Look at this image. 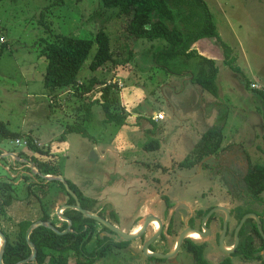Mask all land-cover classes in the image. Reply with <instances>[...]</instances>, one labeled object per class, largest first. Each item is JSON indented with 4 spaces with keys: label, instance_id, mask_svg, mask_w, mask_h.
<instances>
[{
    "label": "rangeland",
    "instance_id": "374dc122",
    "mask_svg": "<svg viewBox=\"0 0 264 264\" xmlns=\"http://www.w3.org/2000/svg\"><path fill=\"white\" fill-rule=\"evenodd\" d=\"M207 1L222 40L233 48V65L239 67V71H236L227 65L224 50L216 38L204 37L192 44L200 53L215 60L219 69V96L205 90L190 75V64L195 58L182 56L173 62L160 63L169 66L171 72L154 62L153 53L162 49L166 42L137 39L129 33L120 7L106 6L102 0H0V120L6 122L10 130L19 132L22 139L21 143H17L16 138L0 134V169L5 171L8 168L5 174L0 170V174L4 175L2 179L12 177L20 196L31 192L28 184L33 185L32 191L40 192L39 184L43 179L36 161L32 159L35 157L37 161L55 166L69 184L79 189L85 200L88 198V201H92V208L129 232L136 224L137 217L145 214L146 200L155 192L152 187L154 181L149 178L151 173H143L136 161L131 162L140 160L153 165L158 162L157 159L164 160L166 154L163 147L146 150V144L157 139L160 147L174 145L171 140L181 134L183 126H178L180 122L174 124L165 135L156 128L146 135L137 133V148L126 150L120 163H109L103 158L96 160L91 156L92 152L99 153L101 142L110 139L103 122L104 109L97 101L106 83H113L112 94L118 97L116 108L125 116L161 108L166 114H174V108L179 116H186L194 112L190 106L196 102L197 106L204 107L206 113L223 114L226 111L228 116L223 128L222 145L242 144L253 161L252 165H264V112L260 110L263 102L253 90H264V0ZM99 28H104L110 35L114 59L92 71L89 65L98 47L94 42L89 57L79 71L76 86L50 93L44 84L47 59L42 50L48 44L58 42L61 35L93 39ZM92 78H97L98 82L91 93H84L83 88L89 85ZM125 84L142 91L139 97H143H138L132 105L128 100L127 106L121 93ZM133 87H130L131 91ZM168 93H171L170 96ZM191 93H196L195 101ZM174 99H178L177 104L184 101L183 112L175 107ZM169 100L172 104L167 107ZM197 119L194 117L187 123H196ZM204 125L203 120L199 127ZM69 126L80 127L87 135L77 130L68 132ZM201 133L197 132L196 139ZM63 135L65 139L67 137L65 144L61 143ZM23 138L27 143L23 142ZM31 141L48 151L32 150L29 145ZM54 144L56 147L52 151ZM186 145H178L179 153L184 156L192 149L191 142ZM4 151L16 154L18 159L8 161L5 156L9 155H3ZM156 169L153 170L158 173ZM177 172L183 176L192 173L189 170ZM197 180L200 186L196 189L190 185L187 189L182 188L180 194L177 191L172 194L165 192V198L169 201L172 196L177 201L178 198L191 201L193 195L199 197L207 184L201 175L194 176L191 181ZM58 184L52 180L47 185L48 190L40 194L47 195L50 190L55 193ZM64 192L68 197L71 194L68 190ZM53 197L58 198L54 194L50 197L51 202L55 201ZM44 199L48 204V199ZM155 206L162 208V204ZM7 225L12 229L17 227V223L13 222ZM100 230L102 225L96 222L93 238L86 247V258L96 247L95 236ZM111 236L115 241L122 240L115 233ZM141 245L140 240H128L124 247L113 246L104 258L93 264H155L148 262V255H143ZM163 247V242L156 243L157 249ZM70 256L72 263H75L77 256L73 251H70ZM206 257L217 264L216 260ZM157 264L198 262L193 254L182 249L174 261H159Z\"/></svg>",
    "mask_w": 264,
    "mask_h": 264
},
{
    "label": "trees",
    "instance_id": "16d2710c",
    "mask_svg": "<svg viewBox=\"0 0 264 264\" xmlns=\"http://www.w3.org/2000/svg\"><path fill=\"white\" fill-rule=\"evenodd\" d=\"M106 6L120 7V13L125 17V27L128 32L136 36L137 39L143 38L150 41L164 40L166 44L162 49L153 53L154 62L159 66L171 72V68L166 62L176 61L184 56L187 59L195 58L190 66V75L199 83L205 90H208L215 96H219L220 87L217 82L218 66L215 60L200 53L197 48L192 47V44L204 37L216 38L224 50L225 62L232 69L239 71V67L233 65L235 56L232 55L233 48L222 40L217 23L214 19L212 9L207 0H102ZM94 42H97L98 47L94 54L89 68L95 71L98 67L106 62L114 59V51L111 46V38L109 33L104 28H99L93 39L79 38L70 35H61L58 42L50 43L42 50V54L47 59L46 71L44 76V84L50 93H57L66 87L76 86L79 71L85 60L89 57ZM190 72V71H187ZM175 73V72H172ZM182 73V72H180ZM98 82L97 78H92L87 87H84V93H91ZM113 83H106L102 87V94L97 99L102 104L105 112L106 122H115L122 125L126 116L125 113H120L116 104L118 97L112 94ZM260 96L263 107L260 108L264 112V90L253 89ZM114 93V92H113ZM227 112L219 118L218 122L210 126L201 134V137L188 154L195 156L197 159L204 156L216 153L222 146L224 134L223 128L226 124ZM69 128V129H68ZM68 132L77 130L84 135L87 132L80 128L69 126ZM0 134L7 138L20 137L19 132L12 131L8 128L6 122L0 120ZM65 135L62 136L64 139ZM31 149L38 152L48 151L42 146H37L30 142ZM149 147L159 148L157 139H153L146 144ZM36 161L38 168L44 174H61L55 169V166H50L43 161ZM188 160V161H186ZM195 162H190L189 158L185 159L183 165H193ZM252 171H264V165L258 164L251 168ZM0 176V231L7 238L6 248L3 254V259L6 264H16L31 253V247L28 243L26 232L28 227L33 223L32 219H22L17 222V227L12 229L3 225L5 222H12V218L8 215V207L13 204L16 199H20L17 193V186L12 181V177L7 176L2 179ZM43 182L42 191L47 189V185L51 181H47L42 176ZM59 182L63 190H66L64 183ZM71 187L81 199L82 206L87 209H92V201L82 196L72 183ZM33 185L28 184L30 193L22 197V199L31 195ZM41 202L43 215L41 219L49 220L50 214L46 208L44 195L35 192ZM68 203H76L75 198L69 194ZM64 214L72 219L73 231L67 233H57L52 228L39 225L30 233L31 240L37 247V256L35 261L25 264H93L111 250L113 246L124 247L127 240L115 241L111 238L110 233H115L105 225H102V230L96 233V247L91 256L86 258V247L92 240L93 232L95 231L96 220L86 217L82 212L67 208ZM101 216L102 213L99 212ZM55 224V222H52ZM68 225L67 221H63L62 225L57 226L59 230H64ZM104 231H106L104 233ZM104 233V235L102 234ZM117 234V233H115ZM118 235V234H117ZM119 236V235H118ZM193 244V252L195 260L198 264H214L204 255V251ZM70 251H73L77 256V261L72 263ZM1 264V263H0Z\"/></svg>",
    "mask_w": 264,
    "mask_h": 264
},
{
    "label": "flooded vegetation",
    "instance_id": "af4514ba",
    "mask_svg": "<svg viewBox=\"0 0 264 264\" xmlns=\"http://www.w3.org/2000/svg\"><path fill=\"white\" fill-rule=\"evenodd\" d=\"M187 158L195 163L183 165ZM252 162L247 150H244V145L233 144L222 145L216 153L199 159L185 155L184 158L170 163L168 170L162 163H154L158 169L157 176L168 174L173 179L180 178V181L183 175L177 171L189 170L192 173L183 176V179L191 182L192 177L201 175L205 177L207 186L202 189L199 197L193 195L191 201L185 204L178 205V201L172 196L168 201L163 194L162 201L154 203L152 210L137 217L138 225L149 214L162 221L158 227L151 218L146 229L136 238L141 241V252L145 256L148 255L144 252L145 243L159 229V235L148 244L150 252L171 253L178 237L189 230V227L202 233H187L173 256L160 258L148 255V262H172L182 249L188 250L194 256L192 248L196 244L204 251V255L216 260L217 264H264V171H252ZM141 164L145 169L156 168L145 161ZM159 204H162V208L155 206ZM244 218L246 219L241 225ZM111 238L115 239L112 236ZM159 242H163V249L156 248V243Z\"/></svg>",
    "mask_w": 264,
    "mask_h": 264
},
{
    "label": "crops",
    "instance_id": "0c3cea01",
    "mask_svg": "<svg viewBox=\"0 0 264 264\" xmlns=\"http://www.w3.org/2000/svg\"><path fill=\"white\" fill-rule=\"evenodd\" d=\"M171 83H174V82L172 81ZM165 84H168V83H165ZM130 87H133V86H127V84H125L123 86V90L121 92L123 94V98H124L123 101H125L127 106H128V100H130L129 105H132L134 103V101L139 97V95H141L143 93L142 91L137 90V88H135V87H133V91H131ZM172 87H173V84H172ZM170 94L171 93H168L167 95L170 96ZM164 96L167 97L166 94H164ZM191 96H192V99L194 100L196 97V93H191ZM201 96H202V94H201ZM133 97L135 99H132ZM142 97H139V98H142ZM177 100L178 99H176V100L174 99V101H172V102H174L175 107L179 108L183 112V107L185 106L184 101L182 100V102L177 104L176 103ZM172 102H170V100L167 101L166 106L170 107ZM188 103H190V102H188ZM200 106L201 105L197 106V102L192 107L190 106V108H193L192 111H194V112L191 113L190 115H186V116H179L176 113L177 110H175L174 108H172V111L174 112V114H172L170 112H168V114H166L164 112V110H162V108L159 110H157V109L147 110V111H144L142 114H134L136 117L133 114L132 115L129 114L126 116V120L122 125L116 124L115 122H106L105 118H103V122L105 124V131H106V133L110 134V139H108L106 142H101L102 144L98 147L99 153L93 151L91 156H93L96 160H100V158H103L105 160H108L109 163H111V161H114V162L116 161L115 163H118V162L120 163V161H122V159H124V152L126 150H129V149L135 150V148H137V142H136V139H137L136 134L137 133L141 132L142 135H144V134L146 135V134H149L152 129L156 128V129L160 130V132L163 135H165V134H167L169 129H171L173 127L174 124H177L180 122V124H178V126L179 125L183 126L182 130H181V134H179L178 136L175 135V137L171 140V143H173L174 145H163V146L159 147L161 149L163 147V152L166 155H165L164 160L163 159H157L158 160L157 163H158V165L160 163H162V165L166 166V170H168L169 168H167V167L170 165V163H172L175 159H182V157L184 156V154L179 153L178 145L187 146L186 144L191 142L192 145L190 147L193 149V147L195 146V144L197 143V141L201 137V134L204 131H206L210 126L214 125L216 123V120L218 118H220L221 115H223V114H219L216 112H213V113L207 112L206 113V110H204V107L203 106L200 107ZM158 113H163L164 118L163 119H157L155 116ZM131 116H134V117L132 118ZM194 117H198V119L196 120V123L188 124L187 121H189L190 119H192ZM199 117L202 118L205 122V125L203 127H199L201 122L203 121V120H200ZM185 121H186V123L184 124L183 122H185ZM197 132H199V133L202 132V133L200 135H198L197 136L198 138L196 139ZM138 138H141V137H138ZM66 140H67V137H66V139L64 137V139H62L61 143L65 144L67 142ZM146 143L147 142H144V144H146ZM53 146L54 147H52V151L56 147V145L54 144ZM59 148H60V146H58V149ZM145 149L148 150V149H151V147L148 148L147 146H145ZM135 152L136 151H134L133 157L136 156ZM187 152H188V150H187ZM9 153L10 152H8V151L3 152V155H6V154L9 155V156H5V157H8V161L10 159L12 161L18 159L16 154L10 155ZM189 153L190 152H188L187 154H189ZM187 154H185V155H187ZM174 157H177V158H174ZM20 161H21V159H20ZM135 161H136V163H135L136 165H140V167L142 166V164H141L142 161H140V160H138V161L133 160L131 163H134ZM145 162H147V161H145ZM148 163H151V162H148ZM23 164L24 163H22V165ZM6 168H5V171H4V169H0V170H2L5 174L6 171L8 170V168H7V170H6ZM141 169H142L141 171L145 174H147L149 172L151 173V177H149V178H150V180L154 181V184L152 187H154V191L156 192V193L154 192L152 194V196L146 200V201H148V203H147V208H145L146 209L145 212L152 210L154 203L161 202L162 197L166 196V194H167V193L165 194V192L172 194L175 191H177V193L180 194L183 191L182 188H184V187H185V189H187V187H189L190 185L192 187H199L200 186V183L198 180L194 181V183H193L192 181L189 182V181H187V179H183V176H181V180L179 182V180L173 179L168 174H163V176H160V175L157 176L158 173H155L153 169H145L143 167H141ZM156 171H157V169H156ZM1 175L2 174H0V176ZM55 190H56L55 193H53L50 190L47 193V195H44L45 196L44 198L48 199L47 200L48 204H46V208H47L48 213L50 214V217H51L49 220L51 222H55L54 225L60 226V225H62L64 219L60 216L59 210H60V208H65L62 206H65V204L68 203L69 197L64 194L65 192H64V190L60 184H58V186L56 187ZM40 192H42V187H41ZM34 194H35V192H32L31 195H29L28 197H26L24 199H22V197H23L22 196L20 199L14 201L13 204L8 207V215L12 218L13 223H17L18 221H20L22 219H26V218L32 219L33 222L41 219V216L43 215L44 212H43L40 200L38 199L36 194L35 195ZM54 194L58 198L53 197L55 201L51 202L50 197L53 196ZM163 194H164V196H163ZM180 203L181 204L188 203V199L185 200L182 198H178L177 204L179 205ZM95 207H97V206H95ZM90 210H93L95 212H99V211L95 210L94 208H92ZM65 221H67V220H65ZM3 225L6 226V223L4 222ZM137 225L138 224L136 223L133 226V228L136 229ZM8 226H10V225H8ZM133 228H131L130 231L134 230Z\"/></svg>",
    "mask_w": 264,
    "mask_h": 264
},
{
    "label": "water",
    "instance_id": "95a60500",
    "mask_svg": "<svg viewBox=\"0 0 264 264\" xmlns=\"http://www.w3.org/2000/svg\"><path fill=\"white\" fill-rule=\"evenodd\" d=\"M9 154L10 155H14L13 153H9ZM38 172L47 181L61 180L64 183V185L67 188V190L75 198L76 203H74V204H65V206H62V207H65V208L69 207V208L77 209L78 211L82 212L84 216L93 218L97 222H99L101 225H105L108 228H110L111 230H113L115 233H117L119 235V237L122 240H127L128 241V240H133V239H136L137 237H139L141 235V233L146 229V226H147V224H148V222H149V220L151 218H153L154 220L158 221L159 224H160V226L162 224L161 219H159L158 217H155V216H152L151 214H149V215H146L144 217V221L141 224V226L139 227V230L138 231H136L135 233L133 231H129L128 232V231L120 228L118 225H116L113 221H111L107 217L101 216L99 213H97V212H95L93 210L84 208L82 206V202H81L80 197L78 196V194L75 191H73V189L71 188L69 182L67 181V179L63 175H60V174H44L43 172H40V171H38ZM59 214H60V216L64 220H67L68 221V225H67V227L64 230H59L57 228V226L54 225L50 220H43V219H39V220L34 221L28 227L27 232H26V237H27L28 243H29V245H30V247H31L32 250H31V253L27 257H25L24 259L20 260V262H18L16 264H25L27 262L35 261L37 259L36 258V256H37V247H36L35 243L30 238V233L32 232V230L35 227H37L39 225H45V226H48V227L52 228L54 231H56L57 233H60V234L67 233V232H70V231H73L74 230L72 228V223H73L72 222V219L69 218L68 216H66L63 212H59ZM210 214H211V212L207 216H209ZM256 218L258 219L257 216H256ZM245 219L246 218H244L242 220L241 225L243 224V222L245 221ZM260 230L262 231L261 226H260ZM192 231L193 232H197L196 230H193L192 228L189 227V230L185 231L184 233H182L178 237V240H177L175 249L171 253H167L166 254V253H162V252H150V250L148 248V244L151 241H153L159 235V233H160V229H159L157 231V233H155L154 236L149 241H147L145 243V245H144V252H146V254H148V255H155V256L160 257V258H163V257H171V256H173L177 252L176 250H178L179 247L181 246L183 239L187 236V233L192 232ZM197 233H199V234L202 235V233H200V232H197ZM6 244H7V238L4 235V233L2 231H0V263L1 264H6L4 262V259H3V254H4V251H5V248H6Z\"/></svg>",
    "mask_w": 264,
    "mask_h": 264
},
{
    "label": "built area",
    "instance_id": "2783aa9c",
    "mask_svg": "<svg viewBox=\"0 0 264 264\" xmlns=\"http://www.w3.org/2000/svg\"><path fill=\"white\" fill-rule=\"evenodd\" d=\"M157 119H163L164 118V114L163 113H158L156 116H155ZM16 142L17 143H21L22 142V139L20 137H16ZM23 142L24 143H27L26 140H24L23 138Z\"/></svg>",
    "mask_w": 264,
    "mask_h": 264
},
{
    "label": "bare ground",
    "instance_id": "6f19581e",
    "mask_svg": "<svg viewBox=\"0 0 264 264\" xmlns=\"http://www.w3.org/2000/svg\"><path fill=\"white\" fill-rule=\"evenodd\" d=\"M64 211V210H63ZM61 212V211H60ZM156 221V220H155ZM156 223L158 224V227L160 226L159 222L156 221ZM141 226V224L138 225V227H136V229L133 230V232L135 233L136 231L139 230V227Z\"/></svg>",
    "mask_w": 264,
    "mask_h": 264
}]
</instances>
